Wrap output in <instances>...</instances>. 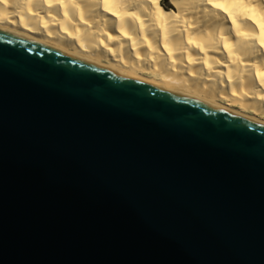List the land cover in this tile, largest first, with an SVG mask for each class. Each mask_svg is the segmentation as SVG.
<instances>
[{"label": "water", "instance_id": "water-1", "mask_svg": "<svg viewBox=\"0 0 264 264\" xmlns=\"http://www.w3.org/2000/svg\"><path fill=\"white\" fill-rule=\"evenodd\" d=\"M0 264H264V127L0 28Z\"/></svg>", "mask_w": 264, "mask_h": 264}, {"label": "bare ground", "instance_id": "bare-ground-1", "mask_svg": "<svg viewBox=\"0 0 264 264\" xmlns=\"http://www.w3.org/2000/svg\"><path fill=\"white\" fill-rule=\"evenodd\" d=\"M169 1L0 0V28L264 127V0Z\"/></svg>", "mask_w": 264, "mask_h": 264}, {"label": "rangeland", "instance_id": "rangeland-1", "mask_svg": "<svg viewBox=\"0 0 264 264\" xmlns=\"http://www.w3.org/2000/svg\"><path fill=\"white\" fill-rule=\"evenodd\" d=\"M168 2H170L169 0H167ZM165 4V2H163ZM166 5V4H165Z\"/></svg>", "mask_w": 264, "mask_h": 264}]
</instances>
